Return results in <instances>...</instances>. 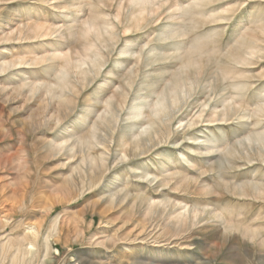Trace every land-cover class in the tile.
Here are the masks:
<instances>
[{
  "label": "rangeland",
  "instance_id": "obj_1",
  "mask_svg": "<svg viewBox=\"0 0 264 264\" xmlns=\"http://www.w3.org/2000/svg\"><path fill=\"white\" fill-rule=\"evenodd\" d=\"M160 1L130 32L128 0H0V264H264V152L230 154L264 135V0Z\"/></svg>",
  "mask_w": 264,
  "mask_h": 264
},
{
  "label": "bare ground",
  "instance_id": "obj_2",
  "mask_svg": "<svg viewBox=\"0 0 264 264\" xmlns=\"http://www.w3.org/2000/svg\"><path fill=\"white\" fill-rule=\"evenodd\" d=\"M156 5H158V6H156ZM159 5H164V4L160 0H128L127 8H130V11H129V15H128V18H127V24L125 26V29L129 28L130 32H132V31L137 30L141 26H143L144 22H145V19H144L143 16H149V15L155 16L156 11H158L159 8H160ZM125 33H127L126 30H125ZM84 35H85V39H86L87 44L85 42V44L83 46L88 45V48L81 49L82 59L81 60H76V62L74 64H72L70 59L65 58L63 60L61 76L66 75L68 69H71L73 67L77 68V67H80V66L86 64V61L90 60V56H88V53L89 52H94V50L97 49V48L94 47L93 43L94 42L100 43L101 40H102V36H101L99 30L94 28L93 25H89V26L85 27V34ZM249 50L251 51L252 49H249ZM249 54L252 55V52H250ZM92 64H93V67L97 71L100 70L102 68V66H103L102 63H100V62L92 63ZM242 64H244V63H242ZM186 69L188 70V73L184 72V70H186ZM190 70H201L202 71V70H204V68H203V66L198 64L193 59L189 58L187 60V64L182 69L180 74L179 73H178V75L176 74V76L174 78V81H173V85L174 86L172 87V89L165 90L164 92H162V93H160L158 95L157 102H156V104H154V108H153V111H152L153 117H154L156 122H162V119L166 118V117L169 118L170 115L172 114L171 113L172 107L176 103H178V101H180L182 96L186 97L188 95V89H191L193 87V82L189 81V72H190ZM65 84H66V81H64V80H62L60 82V86L65 87ZM35 91H36V89H34L32 92H35ZM46 92H48V94L51 93V91H46ZM107 107L109 109V113L113 114L111 106L107 105ZM227 112H229L228 109L225 110V113L222 116L228 115L229 113H227ZM257 112L264 114V105L263 106L262 105L259 106L258 109H257ZM138 114H139L138 112L135 113L136 116H139ZM108 124H110V122H106V125H108ZM150 134H151L150 130L146 129L143 132H141V134H139L138 137H136V138L134 137L135 138L134 142L137 145V148L140 147L139 144H143V141L145 139H148ZM97 143H98L97 142V138H95V135H93L90 138V140H85V141L80 142L78 144V149L80 151V150H83L84 147H86L87 145L88 146H93L94 144H97ZM255 143H256V145H258L259 149L261 150L257 154H255L256 157H257L258 155L261 154V152H264V135L263 136H257V138H255L254 140H251L250 138L245 139V142L244 143L240 142L238 144L237 148H234L230 152V154L236 153L234 155V157H235V156H237L239 151L242 150L245 146L248 147L249 149H251V147ZM124 146H126V144H124L123 147ZM238 155H239V157L244 158L246 161H250L249 155L247 153L245 155H243L241 153L238 154ZM258 159L260 160V158H258ZM262 159L263 158L261 157V160ZM86 160L90 164V166H91L90 170L92 172H94L98 168H100V165L104 162V160H102L101 157H98L97 155H89V154H87L85 159L82 160V164H85ZM75 173L77 175H79V178L81 179V174L83 173V169L80 168V169L76 170ZM84 177H85V175H84ZM254 187L255 186H253V185H251V186L249 185L248 189L252 190L254 193H256V191H258V190H256ZM12 253H14V252H12Z\"/></svg>",
  "mask_w": 264,
  "mask_h": 264
}]
</instances>
